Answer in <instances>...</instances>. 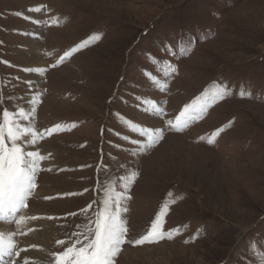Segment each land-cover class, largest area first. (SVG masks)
I'll return each instance as SVG.
<instances>
[{
  "label": "rangeland",
  "instance_id": "1",
  "mask_svg": "<svg viewBox=\"0 0 264 264\" xmlns=\"http://www.w3.org/2000/svg\"><path fill=\"white\" fill-rule=\"evenodd\" d=\"M34 8L42 22L59 20L42 23L47 71L33 120L36 131L44 132L38 145L55 164L41 168L36 182L52 194H33L28 202L52 218L48 251L71 246L88 218L82 210L92 205L93 216L105 190L123 191L121 177L134 169L139 176L122 213L128 238L144 234L162 202L183 197L169 204L164 217L165 230L178 228L180 234L158 244H125L115 264H264V0H0V117L4 110L18 114L33 95L24 72L32 59L22 44L31 38L23 30ZM93 34L100 39L48 67ZM179 41L192 43L189 55L164 53L165 42L175 47ZM150 57L177 67L166 92L149 79H166L163 63ZM218 84L229 86L232 95L184 132L165 130L148 154L131 155L134 146L123 137H139L120 117L163 128ZM241 89L251 96L240 98ZM147 100L163 107L165 116L147 112ZM57 124L71 130L47 134ZM220 127L226 130L214 145L199 141ZM40 242L28 245L39 249ZM35 254L34 264H52V257Z\"/></svg>",
  "mask_w": 264,
  "mask_h": 264
},
{
  "label": "snow or ice",
  "instance_id": "2",
  "mask_svg": "<svg viewBox=\"0 0 264 264\" xmlns=\"http://www.w3.org/2000/svg\"><path fill=\"white\" fill-rule=\"evenodd\" d=\"M35 11H40V9L37 8ZM25 18L27 19V17ZM50 23L58 25L59 20L53 19ZM99 39V34H93L87 39L80 41L64 51L56 62L48 67L55 68L60 66L73 57L74 54L89 47L91 43H95ZM162 49L167 55L173 57L179 55L183 58L190 54L192 43L185 45L183 41H179L178 45L174 47L172 44L165 42L162 45ZM150 59L156 64L163 63L162 72L166 79L161 80L151 75H149V79L157 90L166 92L167 81L177 72V67L170 61L162 62L154 57H150ZM24 71L43 75L47 68H26ZM42 95L43 91H39L32 97L33 114L35 113L36 105L41 101ZM231 95L232 90L229 86L218 84L196 97L191 103L184 105L179 114L174 115V119L166 120L163 128L141 126L120 117L123 124L139 137V139H130L125 136L123 139L134 146L131 152L132 156L148 154L164 139L165 130L174 133L184 132L192 123L202 119L213 104ZM239 96L240 98L250 97L251 91L241 89ZM145 103L149 105L146 111L151 115L155 117L165 116L164 108L158 103H153L150 100L145 101ZM20 119L25 121L34 120V115L30 117L23 111L14 115L4 110L2 117H0V223L2 224L14 223L21 225L27 219H37L36 216L27 217L21 213L29 207L28 202L38 187L36 182L37 174L41 170V162L46 159V156L38 151L27 150L25 145L37 144L38 139L43 138L44 132H37L34 126H22L19 123ZM71 127L74 128L76 125L73 124ZM58 130L71 129L57 124L54 128H49L45 131L51 135ZM225 130L224 127L217 128L209 136L199 137V141L206 142L212 146ZM26 137H30V139H24ZM138 176L139 172L137 170H129L126 176L121 177L123 191L117 192L114 188L106 189L102 206L94 211L93 216H88V210L92 208V205H88L82 210V214L88 217L84 223V229L74 233L75 240L71 246L66 247L61 252L51 254L52 264H115V259L121 253L125 244H130L134 247L145 244H158L164 240L171 241L176 235L180 234V229L178 228L165 230L164 217L168 214L169 204H175L183 197L162 202L144 234L135 239L128 238L129 230L122 212L127 211L124 205L127 200L131 199L128 192ZM72 215H75V213ZM14 236V231H0V264H20L21 259L23 264H28V259L21 257V252L27 251V249L17 248ZM192 239L194 240L196 237L194 236ZM188 242L187 240L184 241V243ZM56 243L61 245L65 242L57 240ZM32 247L35 246L33 245Z\"/></svg>",
  "mask_w": 264,
  "mask_h": 264
},
{
  "label": "bare ground",
  "instance_id": "3",
  "mask_svg": "<svg viewBox=\"0 0 264 264\" xmlns=\"http://www.w3.org/2000/svg\"><path fill=\"white\" fill-rule=\"evenodd\" d=\"M47 7H43V10H47ZM33 11V10H32ZM40 16L35 13V8L33 13L30 15V25L28 26L27 24L24 26V30H28L29 29V34L31 35V38L29 40H26L25 42H23L22 47H23V52L24 54L30 56V58L32 59V61L29 63V65L26 68H35V67H40V68H44L47 64L45 63V61L43 60L44 58V51H43V47L40 46V41H39V37H40V32L43 29V25L42 23H46V22H51L53 20L52 19H48L46 21H41L39 20ZM44 20V19H43ZM38 21V23H37ZM27 57V56H26ZM26 76H29V80L32 81L31 85L33 88V95L28 94V96L25 98V100L23 101V107L21 110L19 111H23L25 114H28L30 117L32 115L35 116V113L33 114L32 112V97L38 92V86L40 83V77L41 74L38 73H34V72H26ZM28 78V77H27ZM148 105V104H146ZM19 123L24 126V127H28V126H34L33 125V119H29L27 121L20 119ZM154 127H159V126H154ZM36 130V129H35ZM24 139H30V137H26ZM38 143H39V139H38ZM35 144H26L25 147L27 150L29 151H38L40 152L42 155L46 156V159L43 160L41 162V168H47V167H52L53 162L51 161L52 158L47 154L46 149L44 148L42 150V148L39 147V145ZM45 152V153H43ZM37 189L35 190L34 194H36L37 196L40 197H46L50 194H52L50 192V189L47 188L46 186H44L42 183H38L37 182ZM52 190V189H51ZM50 192V193H49ZM54 194V193H53ZM123 213V212H122ZM22 215H25L27 217H31V216H36L37 219L32 220V219H27L24 223H22L21 225H16L14 223L12 224H2L0 223V231H5V232H11L14 231L15 232V236H14V241L17 245V248H25L27 249V251L21 252V257L22 258H27L28 259V264H34L35 262H33L34 259H32L30 257L31 254L29 253H33L32 255H37L39 257H48L51 258V252L48 251L47 247L49 245L50 242V234H49V225H51L52 223H50L51 219H49V215H47L45 212L43 211H37L35 208L32 207H28L27 209L24 210L23 213H21ZM31 229V231H30ZM31 232V233H27ZM22 233H26V234H22ZM52 233V232H51ZM32 236V237H31ZM31 237V238H30ZM49 238V239H48ZM37 240H40L41 242L39 243V249L37 248H33L32 244L31 246L28 245L31 242H37ZM35 246V244H34ZM30 249H32V251L30 252ZM44 250V251H43ZM42 251V252H41ZM35 252V253H34ZM130 254V249L126 248L125 253ZM40 254V255H39ZM124 254V253H123ZM31 255V256H32ZM31 258V260H30ZM42 262L44 261V258L41 260ZM30 262V263H29ZM38 262V259L37 261ZM49 262V261H48ZM20 264H23V260L21 259Z\"/></svg>",
  "mask_w": 264,
  "mask_h": 264
}]
</instances>
